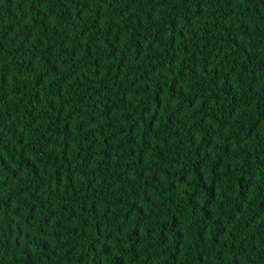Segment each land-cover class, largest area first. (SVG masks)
Returning a JSON list of instances; mask_svg holds the SVG:
<instances>
[{"label":"trees","instance_id":"16d2710c","mask_svg":"<svg viewBox=\"0 0 264 264\" xmlns=\"http://www.w3.org/2000/svg\"><path fill=\"white\" fill-rule=\"evenodd\" d=\"M0 264H264V0H0Z\"/></svg>","mask_w":264,"mask_h":264}]
</instances>
